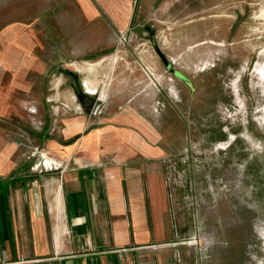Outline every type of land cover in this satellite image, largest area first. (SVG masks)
<instances>
[{
    "label": "rangeland",
    "instance_id": "1",
    "mask_svg": "<svg viewBox=\"0 0 264 264\" xmlns=\"http://www.w3.org/2000/svg\"><path fill=\"white\" fill-rule=\"evenodd\" d=\"M74 6L103 47L75 60L79 105L104 117L129 90L157 144L168 240L149 246L167 264H264V0H0V37L54 40Z\"/></svg>",
    "mask_w": 264,
    "mask_h": 264
},
{
    "label": "crops",
    "instance_id": "2",
    "mask_svg": "<svg viewBox=\"0 0 264 264\" xmlns=\"http://www.w3.org/2000/svg\"><path fill=\"white\" fill-rule=\"evenodd\" d=\"M78 7L54 40L37 39L29 24L0 37V262L167 264L149 246L168 240L155 218L165 190L155 189L157 144L139 137L136 100L128 90L96 118L62 72L80 76L75 60L103 48Z\"/></svg>",
    "mask_w": 264,
    "mask_h": 264
},
{
    "label": "water",
    "instance_id": "3",
    "mask_svg": "<svg viewBox=\"0 0 264 264\" xmlns=\"http://www.w3.org/2000/svg\"><path fill=\"white\" fill-rule=\"evenodd\" d=\"M158 54L160 55V57L162 58L163 62L165 63V65L170 68L171 64L166 60L165 56L159 51L158 47L156 46L155 47ZM62 72L65 74V75H69L71 76L74 81H75V85L77 87V89H80V81H79V76L76 72H73L69 69H62Z\"/></svg>",
    "mask_w": 264,
    "mask_h": 264
},
{
    "label": "built area",
    "instance_id": "4",
    "mask_svg": "<svg viewBox=\"0 0 264 264\" xmlns=\"http://www.w3.org/2000/svg\"><path fill=\"white\" fill-rule=\"evenodd\" d=\"M0 264H19L18 262H0Z\"/></svg>",
    "mask_w": 264,
    "mask_h": 264
}]
</instances>
